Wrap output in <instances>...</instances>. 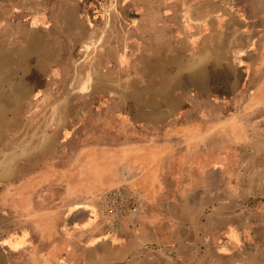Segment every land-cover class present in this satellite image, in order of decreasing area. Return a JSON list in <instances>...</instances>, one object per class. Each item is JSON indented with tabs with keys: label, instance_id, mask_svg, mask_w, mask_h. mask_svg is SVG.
Returning a JSON list of instances; mask_svg holds the SVG:
<instances>
[{
	"label": "rangeland",
	"instance_id": "rangeland-1",
	"mask_svg": "<svg viewBox=\"0 0 264 264\" xmlns=\"http://www.w3.org/2000/svg\"><path fill=\"white\" fill-rule=\"evenodd\" d=\"M23 1L0 0L8 4L0 10V35H10L12 66L22 61V48H31L27 90H18L15 76L10 106L0 108V264H264V213L254 220L261 226L231 249L227 220L209 217L218 202L211 203L213 192L215 198L232 192L233 176L214 170L218 162L203 168L202 189L187 184L172 196L180 186L163 183L158 202H145L129 181L85 196L94 215L85 231L78 230L82 218L35 214L34 192L19 185L38 165L44 178L52 164L76 165L74 152L98 142L171 139L172 154L185 147L192 158L202 147L212 160L219 155L210 152H224L233 139L248 161L256 158L254 134L264 129V0H58L66 13L72 1L79 4L74 27L55 10L48 11L52 24H35L56 0H42L39 13L34 5L22 8ZM30 36L47 39L29 44ZM44 147L58 152L35 159L34 150ZM242 158L234 151L231 163L241 168ZM118 187L132 192L135 209L113 218L98 197ZM195 190L203 191L202 203H195ZM258 204L264 207V195L238 206L260 210ZM143 223L167 226L170 241L142 242ZM114 231L119 259L109 241L98 243Z\"/></svg>",
	"mask_w": 264,
	"mask_h": 264
},
{
	"label": "crops",
	"instance_id": "crops-1",
	"mask_svg": "<svg viewBox=\"0 0 264 264\" xmlns=\"http://www.w3.org/2000/svg\"><path fill=\"white\" fill-rule=\"evenodd\" d=\"M41 3L42 0H24L22 2V8L23 5L24 9L28 4L34 5V13H39L42 12ZM50 4L49 9L46 7L44 9L46 13H43L42 16L36 15L34 17L35 24L38 22L39 26L40 23L45 21L52 24V14H49L48 11L55 10L62 11L61 17L69 16L74 19V22L70 20L72 24L68 23V25L73 27L77 25L75 20H77L76 13L79 10L78 3L72 1L69 12L67 13L64 5L61 4L60 6L58 0ZM7 5L2 4L0 10L7 8ZM4 19L5 12L0 15V22H4L3 25L5 26ZM40 39L34 40L33 36H30L25 42L30 44L36 41H46L47 38L45 36ZM30 49L28 46L22 48L18 52L19 55L17 58L18 60L22 59V61L20 60L18 65H16L17 67L12 66L14 64L12 63V59L16 58V52H12L11 50L10 35H6L5 31L0 35V108L10 106V91L17 89V87L22 92L27 90L26 75L28 71L26 70L25 62L28 59L27 53ZM15 76H19V86L16 88V84L12 83ZM23 101H26V95H24ZM176 105L181 106L183 104L180 102ZM259 122L264 124V117ZM152 124L158 125L159 122H152ZM254 136L258 143V150L255 154L256 158L250 159V161H248V158H245L248 153L245 154V152L238 151L239 149L234 146L235 141L233 139L232 144L225 148L224 152H210L214 155H219L212 160L203 157L204 149L202 147L194 150L191 154L193 155L192 158H187L189 153L185 147L178 149V151L172 154L173 148L167 144L171 139H168L167 142L163 140L161 143L151 141L147 143H130V145L121 143L122 141L115 145L104 142L92 143L84 145L74 152L76 165L71 164L64 168L63 166L52 164L50 168L51 173L47 174L49 176H45V178L43 174L44 170L38 165L34 170L20 177L19 185L34 192L35 197L32 211L35 214L46 213L47 217L49 216L52 219L64 217L68 220L70 219L71 222L76 218H82L81 223H78L81 226L78 230L85 231V228H90L94 225V215L91 212L92 203H90L91 200H89L90 202L87 201L85 196L93 194L105 187L113 185H116L113 187H117L122 185L123 182L129 181L140 187V195L145 199V202H158L157 198L163 183L171 184L173 182L176 186H180L178 194H172V196L180 195L182 189L187 184L194 185L196 189H202L201 176L203 175V168L211 162H218L220 163L218 165L221 166L213 168L214 170L223 173L225 169L226 172L231 173L233 176L232 179H227L232 192L225 194V198L224 196L215 198L213 197L215 191L213 194L211 192L212 200L210 201L212 204L218 201L219 203L214 204V208H219V210L215 211L213 208L209 217H221L227 220L226 231L229 240L227 245L228 249H231L239 245L241 238H245L247 235L251 236V231L255 230V225L258 224L254 221L255 216H260L261 213H264L262 211L264 207H261L262 205L260 204L255 207H261L262 209H251L250 211L245 209L241 210L238 206L241 202L242 204L245 203L248 197L257 198V196L264 195V129L256 131ZM57 141H54L55 144ZM238 141L243 140L240 139ZM41 149L43 148L34 150L35 159L43 153V155H47L58 152L57 149L54 152L50 151L51 153L45 147L43 150ZM234 151L237 156L240 154L243 155V160L236 163L237 166L241 165V168H236L234 163H231V154ZM241 170L243 171L240 172ZM235 187L237 191H240L238 197L235 196L237 195V191L235 192L234 190ZM194 194V197L199 196V200L197 198L194 200L195 203H202L203 191L195 190ZM232 203L235 206H231L230 204ZM226 204L229 206H226L227 210L223 212L222 207ZM66 212L67 214H65ZM173 216L176 217L175 214ZM262 217H264V214H262ZM142 219L144 220L145 218ZM237 219H243V223H236ZM258 225L261 226V224ZM262 226H264V223H262ZM148 229L146 223H143L142 229L140 230V239L143 240L142 242L145 241L144 239L162 244L170 241L167 226H157L153 230ZM115 233L114 231L112 235L104 234L102 236L104 239L102 238L98 243H107L109 241L108 243H110L111 248H116V253L113 255V257L115 256L114 259H119L123 253V249L120 246L121 243H118L115 238L113 239V235H117ZM137 238L138 235H136ZM137 243V240L136 242L132 241L131 245H138ZM105 260H107V257Z\"/></svg>",
	"mask_w": 264,
	"mask_h": 264
},
{
	"label": "built area",
	"instance_id": "built-area-1",
	"mask_svg": "<svg viewBox=\"0 0 264 264\" xmlns=\"http://www.w3.org/2000/svg\"><path fill=\"white\" fill-rule=\"evenodd\" d=\"M104 212L113 218L126 216L134 207L133 194L124 187L108 189L98 197Z\"/></svg>",
	"mask_w": 264,
	"mask_h": 264
}]
</instances>
